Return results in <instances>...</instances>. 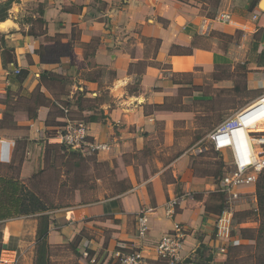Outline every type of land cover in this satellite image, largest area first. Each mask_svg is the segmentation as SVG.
Returning <instances> with one entry per match:
<instances>
[{"label":"crops","instance_id":"0c3cea01","mask_svg":"<svg viewBox=\"0 0 264 264\" xmlns=\"http://www.w3.org/2000/svg\"><path fill=\"white\" fill-rule=\"evenodd\" d=\"M8 1L0 0V17L6 15L0 18L4 47L3 58L0 44V119L7 93L15 100L37 94L43 99L35 106V119H29L24 109L10 119L17 127L16 142L22 148L21 141L34 142L39 151L32 155L26 148L25 155H19L20 180H33L44 163L60 153L65 159L62 175L75 172L71 202H47L31 187L49 208L45 264H120L118 255L134 250L143 254V264H166L155 247L174 224L186 232L183 264H208L205 258L210 255L211 264H244L254 242L242 231L256 230L258 225L251 228L249 221L235 222L233 215L234 245L216 237L215 221L226 202L220 214L216 210L225 196L215 192L213 175L195 173L188 150L199 142L204 146L206 136L218 125L204 127L199 117L210 111L213 92L233 89L228 84L235 65L256 55L262 63L258 67H264L260 0H219L214 11L229 12L231 22H214L209 36L198 32L203 18L215 17L206 16L210 10L206 2L11 0L4 12ZM256 13L259 17L253 20ZM222 40L230 42L227 51L221 48L226 46ZM216 73L228 77L216 82L227 84L215 85L205 95L203 83ZM257 80L247 78L238 101L230 104L235 111L264 94H253L260 87ZM248 92L251 97H246ZM52 103H65L68 113L81 116L58 117L57 122L83 123L90 142L105 145V150L78 151L75 157L58 150L45 155L47 144L61 145L56 138L62 127L45 125ZM92 116L97 120L90 122ZM6 140L15 146V141ZM239 192L238 202L251 206L245 201L249 199L256 213L254 185ZM173 196L184 199L169 217L164 206ZM240 206L236 214L246 217L247 208ZM140 210H149L144 238L136 230ZM37 227L38 215L3 222L0 255L9 251L17 254L16 264H37ZM84 251L88 258L82 256Z\"/></svg>","mask_w":264,"mask_h":264},{"label":"built area","instance_id":"2783aa9c","mask_svg":"<svg viewBox=\"0 0 264 264\" xmlns=\"http://www.w3.org/2000/svg\"><path fill=\"white\" fill-rule=\"evenodd\" d=\"M259 14H253L252 19L257 20ZM219 22L229 24L231 14L221 12L214 18H203L199 25L198 32L201 35L209 36L212 32V24ZM19 73L18 69L14 70ZM264 94L246 106L232 112L227 118L219 123L206 136L205 144L217 153L229 152L230 169L218 180L215 192L225 196L227 207L215 221L216 237L218 239L234 245L231 241L233 206L241 198L239 189L254 185L258 176L264 170ZM56 140L59 144L68 149L79 152L105 150L106 146L90 142L88 129L83 123L66 122L61 129ZM13 142L0 139V162L9 164L13 149ZM207 148L201 142L189 148L192 155L201 154ZM184 196H173L169 198L164 206L165 214L173 217L177 207ZM149 210H140L136 216V230L139 238H144L148 232V219L146 213ZM186 232L179 224H174L171 231L165 233L156 243L155 253L157 257L166 264H183L181 257L184 248ZM221 254L225 253V248H219ZM84 258H88V253H82ZM120 264H143L144 256L138 251H130L119 254ZM18 257L16 253L2 251L0 264H16Z\"/></svg>","mask_w":264,"mask_h":264},{"label":"rangeland","instance_id":"374dc122","mask_svg":"<svg viewBox=\"0 0 264 264\" xmlns=\"http://www.w3.org/2000/svg\"><path fill=\"white\" fill-rule=\"evenodd\" d=\"M189 1H193V2H206L208 4V8L210 9L207 13L206 16L207 17H214L218 14V12L214 11V9H217V4H215V0H189ZM262 3V0L259 1V4ZM261 10H264V6L260 7ZM214 15V16H212ZM223 43L226 45L221 46V48L225 49V51H227V47L229 45V41L228 40H222ZM243 50V49H242ZM241 53V52H240ZM243 53V52H242ZM253 55V54H252ZM258 58L250 59V61H243V64L237 63L235 65V71L233 76H229V78L231 79V82L228 84L229 86L233 85V89H230V91H228L229 89H218L220 90V92H213V100L214 102H211L209 104L210 106V111L205 115V116H200L199 120L201 122L202 125H205L204 127L210 126V125H217L219 123H221L225 118H227L232 112H234L236 109V107L234 106H230L231 103H234V101H238V98L240 97L241 93L239 92H243L244 89H242L243 84H246L247 78L250 76H255L258 78L257 82L259 83V88L256 90V92H254L253 94L257 93V95L264 93V67L262 66L261 68L258 67V65H262L261 61L258 62L259 60H257ZM250 63H255V65H250ZM259 63V64H258ZM222 76L221 74H217L215 76H212L210 78H208L207 80H205L204 84V88L203 92L205 95H209L211 92V88L215 85L217 86H225L227 83H221V82H216L218 81V79H221ZM224 78H228V77H224ZM53 85H57L55 82H53ZM232 88V87H231ZM241 88L242 90L238 89ZM226 90V92H224ZM250 92H248V94H245L246 97H251ZM12 103H15V99H11ZM30 105L29 101H26V99H19V101L17 103H15V105L12 107L14 110L13 114H17L18 111H20L23 107H28ZM195 107H197L195 105ZM234 110V111H233ZM14 116V115H12ZM9 122H3V129L5 130H0V137L5 138V139H10L15 141V146L12 152V159L13 157L16 158V160L18 161L19 159H21L19 157V155L23 156L25 155V150L26 148L27 151L30 150V154L32 155H37V153L39 152L37 149V146L34 145V142H28L27 140L25 141H21V143H23L25 145L24 148H22V145L17 143V127H15L14 121L13 120H8ZM259 131H263L264 129H258ZM13 136V137H12ZM193 142V141H192ZM192 142H189L187 146H190ZM17 143V144H16ZM204 144V143H203ZM191 147V146H190ZM189 147V148H190ZM203 147H206L207 150L203 151L201 154L198 155H191L192 159H193V168L195 170V173H197L198 175H213V182H215L217 184L218 180L221 178V176L226 173V171H228L230 169V154L229 152H224L222 155L221 153H217L214 150H212L210 148V146L208 144H204ZM22 148V149H21ZM16 151V153H15ZM43 151V149H42ZM59 152H55V154H57ZM29 155V154H28ZM58 158L55 159H48L45 163H44V170L42 172L39 171V173L36 175V177L30 182V180H24V183H28V185L32 188H34L35 192L37 194H39L41 197H43L47 202H50L52 200H56L62 204L68 203L72 201V192L73 189L72 184H73V180L75 178V172L73 170V172H71L68 176L62 175L63 172H65V169L62 167L63 162L65 161L64 158H62V154L60 153L59 155H57ZM39 157V156H38ZM56 157V155H55ZM61 157V158H60ZM40 158V157H39ZM73 159V158H72ZM71 162H76V159H73ZM69 167V166H66ZM62 175V176H61ZM215 184V185H216ZM257 184V183H255ZM255 184H254V189H255ZM62 185H65V187H63V189H60V187ZM71 188V189H70ZM215 197V196H214ZM217 198V197H215ZM213 199L212 204H218L216 203V199ZM218 200L219 197L217 198ZM243 201V200H242ZM241 201V202H242ZM246 203H250L251 206H253V204L250 202L249 199L245 200ZM225 201L223 200V206ZM238 205L236 204V206H233V215L235 217V222L237 221H249L248 223L251 224V228L255 227V226H259L258 223V217H257V213H254V209L253 207L237 202ZM240 203V204H239ZM242 204V205H241ZM241 205V206H240ZM244 207L247 208V218L240 215V213L236 214L235 210L237 211L238 207ZM227 207V205H226ZM236 215V216H235ZM243 219V220H242ZM256 223V224H255ZM3 222L0 221V243L2 242V238H1V227H2ZM233 227V224H232ZM257 228V227H256ZM237 233H240V229L237 230ZM242 235V234H240ZM234 264V263H232Z\"/></svg>","mask_w":264,"mask_h":264},{"label":"trees","instance_id":"16d2710c","mask_svg":"<svg viewBox=\"0 0 264 264\" xmlns=\"http://www.w3.org/2000/svg\"><path fill=\"white\" fill-rule=\"evenodd\" d=\"M219 0H215V4L218 3ZM11 5V0L4 4L3 11L5 12ZM6 15L0 17L4 19ZM1 48H3V58H4V47L3 41L0 40ZM264 58V52L261 55ZM20 74V70L18 75ZM51 80L56 81V79L52 78ZM11 99H15V96H10L7 93L6 99L2 101V104L5 105V110L2 113V118L0 119V130L3 129V122H9L14 115L13 106L15 103L19 101V99H26V101L30 102L28 107H23L27 112V116L29 119L36 118V108L37 103L43 102L41 95L37 94V96L29 95L27 96H19L12 103ZM83 96L81 94L77 95L76 104L80 109L81 102ZM67 105L65 103L60 104L59 106L55 103H52L53 111L49 112V115L45 121V125L48 127H64L66 123L60 124L56 121L58 117H64L68 120H73V117L76 119H80V115L75 113V116L71 113H68L65 109ZM82 107V106H81ZM97 120V117H90L89 121L94 122ZM70 122V121H66ZM61 151L70 154V156L75 157L79 155L78 151L71 152L70 149L66 148L63 145L56 144H47L46 145V154H54L55 151ZM22 163V158L20 160L13 159L9 164H3L0 162V221L5 222L12 219H17L20 217L33 216L38 215V227L36 234V242H37V264H45V254L47 252V234H48V224H49V215H48V206L39 197L32 188L20 180V167ZM32 181V178H31ZM30 181V182H31ZM255 184V197L257 201V217L259 226L256 230H243V236L247 239H250L254 242L252 247L249 249L247 254V259L243 261L244 264H264V170L258 176V179ZM223 209V204H220L216 210L217 214H220ZM235 262L234 264L241 263ZM187 264V263H185Z\"/></svg>","mask_w":264,"mask_h":264},{"label":"water","instance_id":"95a60500","mask_svg":"<svg viewBox=\"0 0 264 264\" xmlns=\"http://www.w3.org/2000/svg\"><path fill=\"white\" fill-rule=\"evenodd\" d=\"M262 1H263V0H262ZM259 6L261 7V3L259 4ZM212 259H213V256L210 255V256H208L207 258H205V262H207L208 264H211Z\"/></svg>","mask_w":264,"mask_h":264}]
</instances>
